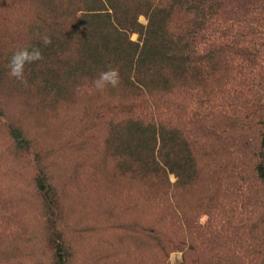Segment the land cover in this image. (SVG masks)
Segmentation results:
<instances>
[{"label": "trees", "instance_id": "obj_1", "mask_svg": "<svg viewBox=\"0 0 264 264\" xmlns=\"http://www.w3.org/2000/svg\"><path fill=\"white\" fill-rule=\"evenodd\" d=\"M0 264H264V0H0Z\"/></svg>", "mask_w": 264, "mask_h": 264}, {"label": "clouds", "instance_id": "obj_2", "mask_svg": "<svg viewBox=\"0 0 264 264\" xmlns=\"http://www.w3.org/2000/svg\"><path fill=\"white\" fill-rule=\"evenodd\" d=\"M41 43L48 46L52 43V38L44 35L41 38ZM43 53L39 47H20L17 48L8 60L7 69L8 75L21 82L25 80V66L42 60ZM121 78L117 68L108 66L105 70L93 79L92 84L98 91H105L107 88H117L120 85Z\"/></svg>", "mask_w": 264, "mask_h": 264}, {"label": "rangeland", "instance_id": "obj_3", "mask_svg": "<svg viewBox=\"0 0 264 264\" xmlns=\"http://www.w3.org/2000/svg\"><path fill=\"white\" fill-rule=\"evenodd\" d=\"M141 21L144 23L146 21L145 17L142 16L140 17ZM136 34L133 36L134 39H136ZM10 114H16L15 111L13 109H10ZM174 178V177H173ZM181 259V252L180 251H176L172 254H170V260L173 261L174 263L179 262V260Z\"/></svg>", "mask_w": 264, "mask_h": 264}]
</instances>
